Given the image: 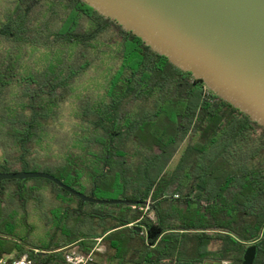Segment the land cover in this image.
I'll return each mask as SVG.
<instances>
[{
    "label": "trees",
    "instance_id": "trees-1",
    "mask_svg": "<svg viewBox=\"0 0 264 264\" xmlns=\"http://www.w3.org/2000/svg\"><path fill=\"white\" fill-rule=\"evenodd\" d=\"M0 169L150 203L0 182V258L264 264V127L85 0H0Z\"/></svg>",
    "mask_w": 264,
    "mask_h": 264
},
{
    "label": "water",
    "instance_id": "water-1",
    "mask_svg": "<svg viewBox=\"0 0 264 264\" xmlns=\"http://www.w3.org/2000/svg\"><path fill=\"white\" fill-rule=\"evenodd\" d=\"M85 1L264 127V0ZM27 179L52 181L83 202L150 205L98 200L48 173H0V182ZM256 257V246H250L243 264H255Z\"/></svg>",
    "mask_w": 264,
    "mask_h": 264
},
{
    "label": "built area",
    "instance_id": "built-area-1",
    "mask_svg": "<svg viewBox=\"0 0 264 264\" xmlns=\"http://www.w3.org/2000/svg\"><path fill=\"white\" fill-rule=\"evenodd\" d=\"M95 251H99V249L97 248ZM94 259V251L88 256V258L84 259V258H74V257H68L67 261L71 264H89L91 262H93ZM222 264H229L227 261H221ZM0 264H34L31 261L23 258L20 260H9V259H5V258H0Z\"/></svg>",
    "mask_w": 264,
    "mask_h": 264
},
{
    "label": "rangeland",
    "instance_id": "rangeland-1",
    "mask_svg": "<svg viewBox=\"0 0 264 264\" xmlns=\"http://www.w3.org/2000/svg\"><path fill=\"white\" fill-rule=\"evenodd\" d=\"M0 173H5V172H2V170L0 169ZM12 173H17V172H12ZM33 237H34V238H41L42 236H41V233L37 232V233H34V234H33ZM42 238H43V237H42ZM43 241L46 242V239L43 238ZM98 249H99V252H104V248H103V247L98 246ZM5 259H9V258H5Z\"/></svg>",
    "mask_w": 264,
    "mask_h": 264
},
{
    "label": "flooded vegetation",
    "instance_id": "flooded-vegetation-1",
    "mask_svg": "<svg viewBox=\"0 0 264 264\" xmlns=\"http://www.w3.org/2000/svg\"><path fill=\"white\" fill-rule=\"evenodd\" d=\"M0 227H2L1 225H0ZM1 230V229H0Z\"/></svg>",
    "mask_w": 264,
    "mask_h": 264
}]
</instances>
